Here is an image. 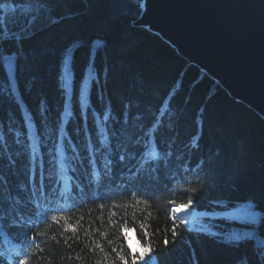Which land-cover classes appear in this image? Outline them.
Masks as SVG:
<instances>
[{"label":"trees","instance_id":"trees-1","mask_svg":"<svg viewBox=\"0 0 264 264\" xmlns=\"http://www.w3.org/2000/svg\"><path fill=\"white\" fill-rule=\"evenodd\" d=\"M141 2L52 0L45 6L36 0L31 3L6 0L8 7H30L32 11L21 14L20 11L4 13L0 10V15L9 17L10 27L27 28L36 33L24 42L18 64L9 69L4 61H0V131L16 151L15 133L8 131L10 122L12 128L24 133L20 139L30 145L22 127L23 118L34 119L32 132L36 134L38 144L43 145L44 138H48L47 146L39 148L44 170L59 186L50 204L42 202L43 215L37 230L43 235L37 240L42 242L44 251L37 258L29 257V264H94L97 254L83 246L95 239L106 250L110 251L108 240L118 247L121 243L117 239L118 229L108 227V221L125 216L131 220L133 213L138 220L150 225V233H157L151 256L146 255L143 241L137 243L139 229L135 234L128 233L138 256L139 248L145 255L142 264H264V259H258V252L264 248V217L258 223V239L239 242V246L223 237L198 233L177 220L179 234L173 243L169 231V243L167 248L164 247V232L172 226L170 209L175 206L169 203L170 200H175L176 204L187 203V197L194 196L191 208L208 213L234 211L241 203L249 201L264 210V119L254 109L231 97L217 80L190 63L157 34L134 26L142 12ZM33 15L36 21L29 27V17ZM6 47L14 51L17 46ZM65 58L71 60L73 71L69 106L73 116L63 115ZM9 89L15 91L9 95ZM81 90L87 101L86 123L80 115ZM128 104L131 113L140 114V122L145 124L153 117L159 118L158 109L166 113L163 115L165 127L156 132L153 126L148 131L150 139L142 152L145 159H164L166 167L160 170L158 180H153L147 169L141 173V180L129 177L126 167L135 162L116 164L112 180L97 181L93 174L92 183L102 199L96 200V190L90 189L88 203L76 207L85 199L83 195L77 197L65 193L62 197L59 193L69 187L75 189L76 181L70 180L71 177L87 183L85 178L93 170L85 159L73 172L79 161L73 159L72 145L87 157L85 149L89 137L86 133H91L94 145L99 140L92 109L109 114L111 126ZM45 111L47 123L42 121ZM153 133H156L155 137ZM61 137H64L63 142ZM157 143L160 149L168 151L167 157L158 149ZM20 151L22 155L17 160L20 174L13 176L10 169H3L12 194H22L19 186L28 180L24 171L31 158V148L20 146ZM122 174L128 181V188L120 183ZM190 180L201 185L203 191L192 194ZM133 188L149 194L135 207L137 197L130 191ZM144 199L149 202L144 203ZM217 200L229 206L226 209L217 207L212 203ZM100 203L105 205L103 210L98 206ZM7 207L5 202V210ZM53 215L58 220L63 216L64 220L57 224L51 219ZM81 216L84 218L80 228L81 243L69 248L63 237L71 233H64L61 225L76 223ZM203 221L213 231L248 230L242 222L225 218L217 217L209 223L206 217ZM233 223L239 227L232 230L224 226ZM85 228H89L87 237ZM96 228L106 232L107 237H101L99 232L93 235L92 230ZM24 234L25 229L0 224V251L10 256L19 253L23 258ZM28 234L33 235L34 231L28 230Z\"/></svg>","mask_w":264,"mask_h":264},{"label":"snow or ice","instance_id":"snow-or-ice-1","mask_svg":"<svg viewBox=\"0 0 264 264\" xmlns=\"http://www.w3.org/2000/svg\"><path fill=\"white\" fill-rule=\"evenodd\" d=\"M16 0H13L15 3ZM24 2V0H21ZM28 3H31L32 0H27ZM52 0H36V3L43 4L45 6L50 5ZM0 10H3L4 13L20 11L21 14L31 13L32 9L30 7H24L23 9H15L8 7L6 5V0H0ZM36 17H29V27L34 24ZM35 31L29 32L27 28L22 30H17L9 26V17L6 15H0V61H4L9 69L13 67L14 64L19 63L20 52L23 50L24 42L31 40L35 35ZM7 45H16L14 51H9L6 47ZM62 79L64 81V116H73V112L69 110V106L72 103V85L71 81L73 79V71L71 67V60L65 58L63 62L62 70ZM98 80V77H97ZM18 88V84H17ZM15 89H9V95ZM80 115L81 118L87 122L88 113L85 110V105L87 101L84 98L83 91L80 93ZM94 116V127L96 129V136L99 137L98 142L94 145L90 139L91 133L88 132L86 135L89 137L86 144L85 151L88 153L87 157H84L80 152L75 148V145H72L73 149V159L79 161V164L74 165L73 172L76 171L77 167L83 164L85 159L88 160V165L93 170L89 176L85 179L87 183L81 182L76 177H71L70 180L76 181L75 189L66 188L65 192H60V196H64L65 193L74 194L77 197L83 195L84 200L80 201L76 207H80L81 204L88 203V193L90 189H95L97 192L96 200H101L102 197L99 195V190L95 184L92 183V176L95 175L97 181L103 179L112 180L113 173L115 170L116 164H125L126 162H135L130 166L126 167L127 175L129 177H135L137 180H141V173L147 169L149 176L153 180L159 179L160 170L166 167L165 160H155V159H145L142 156L143 146L150 139L147 135L148 131L156 127V132H159L161 128L165 127L163 121V115L166 113H161L159 109L157 110V117H153L152 120L148 123H141L140 114L131 113V105H126L125 111L120 114V117L116 118L109 125V121L112 119L107 113H98L95 108L92 109ZM31 116V113L29 114ZM43 123H47L46 111L42 114ZM34 119L28 117L23 118V129L26 130L28 141L30 145L25 142V140L20 139L24 134L19 129H14L11 127V122L9 125V133H15L13 144L17 145L18 148L16 151L13 150L12 146L5 139L4 133L0 131V224L7 223L11 227L25 229L23 245L25 251L23 253V258L20 254L15 256H10L8 253L0 251V264H29V257L37 258L40 253H43L44 249L41 247L40 241L37 240V237L42 236L43 233L38 231L40 217L43 215L42 212V202L51 203L52 199L56 196L58 191V183L52 179L49 174H46L43 167V154L39 151L41 146H47L48 138H44V144L40 145L37 142L36 134L32 132V126L34 125ZM117 124L121 125L117 127ZM77 133L79 129L76 130ZM156 133H153L155 137ZM64 137H61V142H63ZM112 141H115L113 143ZM68 143L71 145L72 141L69 138ZM20 146L31 148V158L28 162V167L24 171V175L28 177L26 183H22L19 188L22 194H12L11 190L8 187L9 180L5 175L3 169H10V174L17 176L20 173L17 170V160L18 157L22 155L20 151ZM158 149H160L159 143H157ZM164 152V156H168V151L166 149H160ZM155 155V154H153ZM101 169L103 172H101ZM48 181L46 184L45 182ZM124 188H128V181L122 179L120 182ZM189 184L192 185L191 193L196 194L198 191H203V187L194 181H189ZM175 191V189H172ZM131 195L137 197L135 207L141 202V199L147 197L149 194L146 191H143L138 188H133L130 190ZM123 194V193H121ZM194 196L187 197V203L176 204L175 200H170L169 203L175 206L171 207V215L169 219L172 221V226L170 229H166L163 237L164 247L167 248L169 239L168 232H171L173 237V243L175 242L176 236L179 234L177 229L179 225L176 223L177 220L180 221V224H187V217L180 214L182 210L187 211L193 205ZM7 202L8 207L5 210L4 204ZM144 203H148V199L143 200ZM217 207L227 208L228 203L217 200L213 201ZM29 206H31L29 208ZM99 208L103 210L105 205L100 203ZM114 209L115 204L111 205ZM27 209V211H26ZM113 216L116 213L113 211ZM201 215L208 217L209 223L217 217L213 213L204 212ZM221 218L225 219H239L243 224L249 229L247 231L240 230L237 232L224 233L222 231H211V229L205 225L201 224L198 228L195 229L196 232L202 234H209L212 237H223L226 238L229 242H239L252 241L258 239V223L261 222V217H264V210L259 209V205L254 201H249L246 204L241 205L237 208L235 213H229L227 211L221 212L219 214ZM53 222L60 224L61 220H64V217L61 216L60 219H57L56 215L51 217ZM83 217H79L76 223H67L61 225L62 231L64 233H71L70 236H64V244L71 248L73 244H80V228ZM45 222L47 218L45 217ZM91 226H89L90 228ZM108 227L118 229L119 235L117 239L121 240V243L118 247L112 246L114 241L108 240V245L110 251L106 250L103 244L92 240V243L86 244L83 247H86L90 252L97 254V259L94 264H138V261L144 262L145 255H139L132 247V240L128 236V233L135 234L137 230L140 231V236L136 238L137 243L143 241V247L146 250V255L151 256L154 251L153 240L156 232H149L150 225L145 224V222L140 219L138 220L135 213L132 214L131 220L126 216L118 220H109ZM219 228V225H216ZM89 228L84 229V235L87 237L89 235ZM28 230H33L34 234L29 235ZM93 235L96 232H99L101 237L106 238V232H100L99 228L92 230ZM51 259V257H49ZM258 259H264V248L258 252Z\"/></svg>","mask_w":264,"mask_h":264},{"label":"water","instance_id":"water-1","mask_svg":"<svg viewBox=\"0 0 264 264\" xmlns=\"http://www.w3.org/2000/svg\"><path fill=\"white\" fill-rule=\"evenodd\" d=\"M146 5L142 0L134 26L160 36L264 119V0H154L150 9Z\"/></svg>","mask_w":264,"mask_h":264},{"label":"rangeland","instance_id":"rangeland-1","mask_svg":"<svg viewBox=\"0 0 264 264\" xmlns=\"http://www.w3.org/2000/svg\"><path fill=\"white\" fill-rule=\"evenodd\" d=\"M246 203H248V202H243V203H241L240 205H239V207L241 206V205H243V204H246ZM193 209V208H192ZM191 208L190 209H188L187 211H190V212H194L195 210H192ZM184 210H182V212H183ZM237 211V208L234 210V211H230L229 213H235ZM212 213V212H211ZM214 214V213H213ZM215 216H216V214H214ZM217 217H220V216H218L217 215ZM202 218H204V217H202ZM229 220H232V221H234V220H237V221H240L239 219H229ZM242 222V221H241ZM243 223V222H242ZM201 224H205V225H207L206 223H204V221L201 219V217L200 218H195L194 220H193V222L192 221H187V225H188V227L189 228H194V229H196V228H198ZM209 228H210V226L209 225H207ZM226 228H229V229H235V228H237V227H239L237 224H226V225H224ZM211 229V231H213L212 230V228H210ZM248 229V228H247ZM249 230V229H248ZM222 232H224V233H229V232H232L231 230H223ZM226 239V238H225ZM132 240V239H131ZM227 240V239H226ZM132 246H134V242H133V240H132Z\"/></svg>","mask_w":264,"mask_h":264},{"label":"bare ground","instance_id":"bare-ground-1","mask_svg":"<svg viewBox=\"0 0 264 264\" xmlns=\"http://www.w3.org/2000/svg\"><path fill=\"white\" fill-rule=\"evenodd\" d=\"M152 0H147V7H148V9H150V7L152 6V5H154V0H153V3L151 2ZM145 2V0H143V3ZM151 3H152V5H151ZM162 25L163 24H161L160 26L162 27ZM188 60V59H187ZM189 61V60H188ZM190 62V61H189ZM191 63V62H190ZM204 71V70H203ZM206 72V71H205ZM207 73V72H206ZM208 74V73H207ZM209 75V74H208ZM210 76V75H209ZM216 80V79H215ZM219 84H220V82H219ZM221 85V84H220ZM222 86V85H221ZM223 87V86H222ZM224 88V87H223ZM225 89V88H224ZM226 90V89H225ZM180 214H182V215H184V216H186L187 217V221H191V220H193L194 218H195V216H196V214H194L193 212H190V211H181V213Z\"/></svg>","mask_w":264,"mask_h":264}]
</instances>
